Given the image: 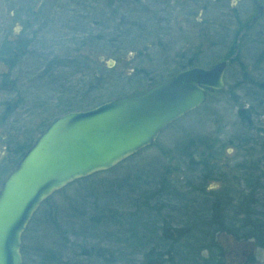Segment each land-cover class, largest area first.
Here are the masks:
<instances>
[{"label": "rangeland", "instance_id": "obj_1", "mask_svg": "<svg viewBox=\"0 0 264 264\" xmlns=\"http://www.w3.org/2000/svg\"><path fill=\"white\" fill-rule=\"evenodd\" d=\"M174 1L181 9L168 19L166 0H0V51L4 40L20 37L26 43L12 68L0 59V77L15 82L13 89L0 90V185L18 160L16 146L31 142L39 125L68 110L60 99L90 103L83 107L89 109L170 78L193 55L211 65L233 47L236 20L244 23L256 12L253 0H215L208 6ZM31 9L37 17H30ZM216 21L212 34L206 29ZM241 43L222 94L209 93L149 148L67 186L36 210L22 235V264H45L52 254L57 264H139L148 248L162 243L163 219L201 238L216 198L224 203L225 224L239 228L247 219V232L255 226L264 233V102L257 105L255 94L246 95L252 93L249 77L264 85V12ZM88 87L93 91L86 94ZM258 93L264 101V91ZM5 103L11 105L7 117ZM242 110L243 116L251 112L248 118L241 117ZM247 201L250 216L238 213ZM132 214L138 228L140 222L148 225L146 232L157 225L142 246L126 232ZM102 216L114 221L104 226ZM183 239L173 253L177 264L185 263L178 260ZM214 239L222 264H232L242 248L249 252L250 241L259 246L255 238L223 230ZM101 248L107 249L105 258L98 256ZM92 249L94 257L86 254ZM254 263L264 264L262 249H255Z\"/></svg>", "mask_w": 264, "mask_h": 264}, {"label": "water", "instance_id": "obj_2", "mask_svg": "<svg viewBox=\"0 0 264 264\" xmlns=\"http://www.w3.org/2000/svg\"><path fill=\"white\" fill-rule=\"evenodd\" d=\"M248 27L263 14L259 0ZM209 66L184 68L146 90L52 120L23 153L0 188V264H22L21 237L36 209L68 184L108 171L149 147L174 121L197 109L209 91L225 89L239 50Z\"/></svg>", "mask_w": 264, "mask_h": 264}, {"label": "trees", "instance_id": "obj_3", "mask_svg": "<svg viewBox=\"0 0 264 264\" xmlns=\"http://www.w3.org/2000/svg\"><path fill=\"white\" fill-rule=\"evenodd\" d=\"M120 1H122V0H120ZM137 1H139V0H137ZM216 1L219 2L220 0H216ZM210 2H211V0H208L207 2L204 3V5L208 6V3H210ZM204 5H203V7H204ZM29 12H30L29 13L30 17H37V15H38L37 14L38 12L34 11L33 9H31ZM232 17H235V15H233ZM124 18H125V16H124ZM249 20L250 19L248 18V20L246 22H244V23H241L239 20H236L235 23H236V25L238 27L237 31L238 30L240 31L241 29L246 28V30H247L246 34H247L248 31L256 24L255 23L253 26H249L248 27ZM203 22L206 23L208 21L206 20V21H203ZM27 24H28V22L25 23L24 27H27ZM217 24H218L217 21L215 23L211 22L210 30L207 28V26H206V28H207L206 30L210 31V33H212V34H216L217 33ZM243 37H242V39H243ZM242 39L240 38V40H239L240 41V43H239V51H240V47L242 45V43H241ZM235 43H236V41L234 40L233 46L235 45ZM24 49H26V43L20 37H17V39H14V40H11V41L7 40L6 42L4 40L3 41V48L0 51V59L2 60V62L4 64H7L10 68H12L13 63L15 62V60H17L18 58H21L23 56ZM233 53H234V50H233V47H232L230 49L229 53L223 59H226L229 55H231ZM238 54H239V52H238ZM238 54L235 57V59L232 60L229 63V66H228V69H227V73H228L229 69L231 68V65L233 63H236L239 60L238 59V57H239ZM193 56L194 57L189 58L187 60V62L185 61L184 63H182V65L180 66L179 70H182L184 68H187V67H190V66H194V65H197V64L198 65H209L210 64L209 62H211L210 60L203 59L204 57L201 58L197 54L193 55ZM239 66L241 67V70H245V68L242 65L239 64ZM244 72L245 71H243V73H242L243 75L242 76H243L244 79H246L247 73H244ZM248 81L253 83L252 87L249 88V89H251L252 93L249 92V91H246V95L253 97V94H255L253 100H255L257 102V105L263 104V102H264L263 99L258 96L259 95L258 92L264 91L263 83L257 82L256 80H254L251 77H249ZM159 82H161V81H159ZM14 83L15 82L13 80H11V81L9 80V78H8V76L6 74L5 75L2 74V76L0 77V90H4V89L8 88V86H10L11 89H13L14 85H15ZM156 83H158V81L153 82L151 85L156 84ZM254 90H258V91H254ZM85 91H86V94H88L90 91H93V90L90 89V87H88L87 90H85ZM223 92L224 91H218L217 93L222 94ZM135 93H138V92H135ZM11 102H13V101H11ZM77 102L78 101H75L74 98L72 100H68L66 102H63L60 99L59 104L60 105L62 104V105L65 106V108L66 107L68 108V110L66 112H69V111L73 112L75 110H86L87 108L85 109L83 107L88 105V104L90 105V103H88L86 105L81 106V104L77 103ZM12 105L15 106V103L12 104ZM3 110H4V111H2L3 112V116L7 117L10 114V112H11L10 103L9 104L5 103V107H4ZM66 112H62V114L66 113ZM245 112H247V111H243V110L240 111V115H241V117L246 119V118L249 117L251 112L249 113V115L247 113V115L243 116L242 114H245ZM62 114H60V115H62ZM245 119H244V121H245ZM49 123L50 122H46L45 121L44 123L39 125L37 127L38 129L35 132V134L36 135L40 134L46 128V126ZM35 137L37 138L38 136H35ZM35 137H33L34 139L32 138L31 142L24 143L23 145H17L16 146L15 154H16V158H18V160L20 158H22V155L25 152V150L28 147L32 146L33 142L36 139ZM135 155H132L129 158H132ZM16 163H15V165H16ZM116 167L117 166H115L114 168H116ZM114 168H112V169H114ZM112 169H110L108 171H104V172H109ZM97 174H93V175H91L89 177L86 176V178L78 179V180L70 183L67 186H70L71 184H73L75 182L77 183L79 181H85L86 179H88V178H90L92 176H95ZM65 188H63V189H65ZM63 189L57 191L52 196L60 193ZM200 191L204 192L202 187L200 188ZM51 197L45 199L44 202L49 200ZM216 200L217 201H215V203L211 207V211H212L211 212L212 213L211 221L208 222V223L205 222V225L203 226V230L204 231L200 230V232L202 234L201 238H197L196 236L192 237V235H190V228L188 226L183 227L182 229H176V228L172 229L171 226H170V223L167 220L163 219V222L161 224V230H162V233H163V235L161 237L162 243L160 244V246H154V247L148 248L146 250V253H145L143 259L139 262V264H177V261H176L177 257L175 256V258H174L173 257V253L176 252V247L180 245V241L182 240L183 237H184L183 242H182L183 246H181V248H182L181 253L183 255H181L178 258V260L184 261L185 262L184 264H222V262L220 260L221 245L214 241L215 240L214 239V233H218L219 231H222V230L226 231V232L233 233L234 236H237L238 238H244L245 240L246 239L249 240V239L255 238L259 242V247L260 246L264 247V238L263 239L261 238L264 235L263 230L259 231L255 226H252L253 228H251L250 230H248L249 232H247L246 227H248L250 225L249 221L247 219H244V221L241 222V226H239V228L236 227V228L232 229V227H233L232 224H225L224 223L225 222L224 221V217H223L224 216V214H223L224 203H221L220 201H218L219 200L218 198H216ZM249 201H251V199H249ZM249 201H247L246 205L244 203V206H243L244 209L242 208L243 210L242 209L238 210L239 214H243L245 216H250V212L248 210V203H250ZM134 218H136V214H132L131 219L128 221L129 223H128V227L126 228V232L130 236V238L134 242H136V244L142 246V244L145 242L143 240V238H150V236H153L154 230L155 229L158 230L157 229V225L154 223L153 224L154 227H152L150 231L146 232V228L148 227V225H144L143 223L140 222L139 223V228H138V226L136 224V221H134ZM215 220H217V221H215ZM111 221H114V219H111V217H107V216H102L101 217V224H103L104 226L105 225H107V226L110 225L112 223ZM105 230H107V229H105ZM191 230H192V227H191ZM98 241L102 242V239L100 238V239H98ZM106 251H107V249H103V248L99 249L98 250V256L101 257V258L102 257L105 258V256H106L105 254L107 253ZM203 251H206V253H207L206 256H204L202 254ZM86 254L91 256V257H94L95 256V250L92 249L91 251L86 252ZM21 255H22V258H23V248H21ZM57 261H59L58 256H55V254H52V255H50L47 258V261H46L45 264H57Z\"/></svg>", "mask_w": 264, "mask_h": 264}, {"label": "flooded vegetation", "instance_id": "obj_4", "mask_svg": "<svg viewBox=\"0 0 264 264\" xmlns=\"http://www.w3.org/2000/svg\"><path fill=\"white\" fill-rule=\"evenodd\" d=\"M199 2H201L202 4H204L202 2V0H198ZM211 1H215V0H211ZM115 3H117V1H115ZM181 9V6H178V4H175V1L174 0H166V18L170 19L172 17V13L174 10H180ZM260 18V17H259ZM259 19H257L254 24L258 21ZM253 24V25H254ZM252 25V26H253ZM242 30V29H241ZM241 30L239 31L238 30V33L236 36L239 35V32H241ZM247 30L245 31L244 35L246 34ZM243 35V36H244ZM241 36V39L242 37ZM8 68H10L7 64H5ZM149 87V86H148ZM248 242V241H246ZM248 244V243H247ZM253 244V245H252ZM249 246H253L251 248V250L249 252L246 253V248H242L239 250V252H237V256L235 259H233L232 261V264H255L254 263V252H255V249H262L264 251V247L263 246H257V245H254V243H252L251 241L249 242ZM240 247H243L240 246ZM261 264V263H260Z\"/></svg>", "mask_w": 264, "mask_h": 264}]
</instances>
